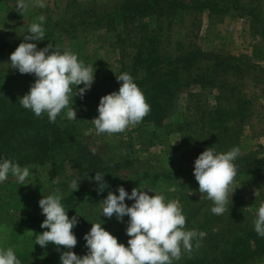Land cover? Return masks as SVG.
<instances>
[{
    "label": "rangeland",
    "instance_id": "rangeland-1",
    "mask_svg": "<svg viewBox=\"0 0 264 264\" xmlns=\"http://www.w3.org/2000/svg\"><path fill=\"white\" fill-rule=\"evenodd\" d=\"M123 1L129 0H45L46 7L30 3L29 10L22 16L16 11V0H0V37L15 41L11 48L5 46L0 52V94L18 95L20 100L35 81L34 75L20 74L12 68L9 56L39 15L45 16V40L30 41L37 49L48 44L61 51L71 49L85 65L93 63L91 88L117 85L115 75L129 73L135 47L127 40L128 31L124 30L121 16L109 26H96L91 19L115 10ZM179 1L184 8L171 9L166 3L134 19L135 24L159 19L163 26L161 45L165 51L181 58V62L187 60L195 64L179 77L173 110L161 127L136 125L123 133L97 135L91 121L98 115L95 102L90 105L86 118L87 147L106 164L120 163L117 173L131 177L122 185L129 194L139 186L149 195L162 193L166 200L179 202L175 176L183 175L187 178L182 177L186 186L181 191L198 205L207 198L199 193L193 175L196 157L207 147L217 152L238 147L240 155L234 161L237 166L234 183L240 186L232 202L236 201L246 220L253 223L256 209L264 202V169L259 170L258 176L242 170L264 157V0ZM80 9L85 11L90 22H78L84 19L74 15ZM166 9L171 11L168 15ZM133 26L136 25L127 27L132 30ZM215 106L243 109L239 116L226 122V135L214 133L211 138L210 133L197 128L194 122L191 128L177 130L176 123L188 118L192 121L203 109ZM194 111L198 113L191 118ZM186 133L192 134L185 137ZM21 167H29L30 176L26 182L32 183L19 185L11 175L0 183V248H13L21 264H60V253L68 250L63 247L57 250L51 243L41 248L35 243L37 234L34 233L46 230L40 227L44 216L38 201L57 189L63 194L61 202L67 214L76 215L82 221L87 219L88 231L91 223H102L101 226L112 234L118 222L128 218L125 215L118 221L115 216H103L101 201L108 193L94 200H84L83 186L88 176L75 161H48ZM178 167L182 171L172 174L170 179L152 180L142 176L146 169L175 171ZM76 178H81L79 193L73 197L69 182ZM117 189L111 192L118 195ZM125 203L130 206L133 201L126 198ZM75 249L76 246L71 251ZM244 264H264V256Z\"/></svg>",
    "mask_w": 264,
    "mask_h": 264
},
{
    "label": "clouds",
    "instance_id": "clouds-1",
    "mask_svg": "<svg viewBox=\"0 0 264 264\" xmlns=\"http://www.w3.org/2000/svg\"><path fill=\"white\" fill-rule=\"evenodd\" d=\"M30 3L32 6L46 7L45 0H16V11L23 16L29 10ZM44 21L45 16H37L36 21L29 25L27 34L23 35V41L9 56L12 68L20 74L35 76V81L28 92L20 97L19 103L36 117L46 113L52 123L62 112L66 113L67 119L75 120L73 98L78 95L83 99L85 91L94 82L95 69L93 63L85 65L71 49L61 51L52 44L37 49V45L30 41L45 40ZM115 76L119 82L118 91L99 98L98 115L91 120L97 135L123 133L141 123L151 111L144 93L129 73ZM79 85L83 87L78 88ZM239 155L238 147L226 152L207 147L194 161L193 175L198 183V191L212 201L213 214L222 215L229 211L232 196L240 186L234 183L237 175L234 161ZM9 175L19 185L32 183L26 182L30 176L29 167H21L11 159H0V183L5 182ZM80 179L69 182L72 192L78 189ZM94 179L98 191L107 187L104 173H95ZM117 191L118 195L109 191L101 201V213L107 218L115 216L118 221L125 215L128 217L125 230L129 237L127 246L118 242L113 234L101 226L102 223H91L90 230L84 234L87 253L78 256L71 251L78 242L73 233L77 216L69 218L61 202L63 194L58 189L38 201L44 216L40 227L46 230L34 233L37 234L35 243L41 248L51 243L57 250L61 247L68 249L60 253V264H173V261L181 259L183 252L190 254L193 241L203 237L204 234L195 229H186V216L178 201L166 200L162 193L149 195L139 186L134 187L130 194L122 186H118ZM126 198L133 201L130 206L125 203ZM253 224L255 232L264 237V202L256 209ZM196 246L199 247L198 240ZM0 264L21 262L13 248L8 247L0 248Z\"/></svg>",
    "mask_w": 264,
    "mask_h": 264
},
{
    "label": "trees",
    "instance_id": "trees-1",
    "mask_svg": "<svg viewBox=\"0 0 264 264\" xmlns=\"http://www.w3.org/2000/svg\"><path fill=\"white\" fill-rule=\"evenodd\" d=\"M166 3L170 4L171 9L178 6L184 8L180 5L183 2L179 0H129L120 3L115 10L101 13L91 19L96 26H109L119 16L122 18L124 30L128 31L127 40L135 47V53L130 60L129 74L144 93L151 108L150 113L138 124L143 127L162 126L164 119L173 110L181 73L195 66L187 60V63L181 62L179 61L181 58L165 51L161 45L163 26L159 19L154 22L151 20L136 24L134 22L137 16ZM167 12L166 9L167 15L171 11ZM85 14V11L80 9L74 15L84 17L83 20L78 21L79 23L90 22L86 19L88 15ZM129 24L136 26H133L134 29L131 30V27H127ZM136 27L137 30H135ZM129 29L132 32H129ZM14 43L13 38L0 37V52L2 53L5 46L11 48ZM118 89L119 83L111 86H94L85 91L83 99L78 95L74 96L73 107L76 110L77 119L69 120L66 113L62 112L55 123L49 122L46 113L41 117H36L31 110L23 108L19 103L18 95L0 94V159H11L20 166L48 161L53 163L63 160L75 161L81 165L82 170L88 176L83 186L84 200L103 197L109 191L124 185L128 179L131 180V177L125 178L117 173L119 162L106 164L101 156L92 153L87 147L85 134L90 105L95 102L99 103L102 95L118 91ZM242 111L241 107L235 109L223 106L207 107L195 117L196 119L193 117L198 112H191L190 116L193 120L183 119V122L176 123V128L177 130L184 128V131L186 128H191L194 122L197 128H204L207 133H210L211 138L214 133L216 136L217 134L226 135L228 132L226 122L239 116ZM191 134L186 133L184 136L188 137ZM260 169H264V157L258 158L252 167L242 172H255L258 176ZM181 171V167L175 171L162 168L146 169L142 176L152 180L170 179L174 176L172 174ZM95 173H104V182L107 187L103 191H98V185L94 179ZM175 177L178 180L176 192L180 194L178 200L186 216V229H195L204 235L202 238H197L199 247L196 246L197 240H194L191 253L183 252L181 259L173 261V264H244L256 257L264 256V237L255 232L254 224L246 220L242 209L237 208L236 201L230 203L229 211H225L222 215L213 214L212 201L206 199L201 205L196 204L192 201V197L181 191L186 186L182 180L183 175ZM70 193L76 197L79 191L72 192L71 190ZM68 216L71 218L76 215L68 214ZM86 220L84 218L82 221L77 218L78 222L73 228L78 241L73 252L78 256L87 253L84 240V234L88 232ZM127 221L128 218H125L118 222L112 233L118 242L125 246L129 238L125 231Z\"/></svg>",
    "mask_w": 264,
    "mask_h": 264
}]
</instances>
